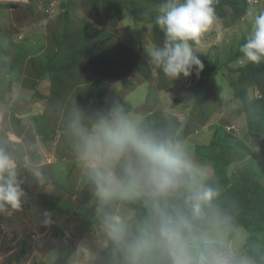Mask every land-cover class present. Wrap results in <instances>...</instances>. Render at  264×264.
<instances>
[{
    "label": "rangeland",
    "instance_id": "1",
    "mask_svg": "<svg viewBox=\"0 0 264 264\" xmlns=\"http://www.w3.org/2000/svg\"><path fill=\"white\" fill-rule=\"evenodd\" d=\"M230 1L214 0L218 22L194 46L204 64L199 79L166 90L145 53L163 41L154 22L162 0H0V146L18 158L28 193L19 212L0 216V264H121L105 243L94 186L69 132L75 109L91 117L106 97L139 122L154 116L156 130L182 144L219 192L223 241L264 264V125L251 128L242 104L247 93L264 110V64L237 63L252 18L236 17ZM258 1L253 16L264 12ZM25 165L39 169L44 184ZM109 211L131 233L149 213L138 198L116 200Z\"/></svg>",
    "mask_w": 264,
    "mask_h": 264
},
{
    "label": "clouds",
    "instance_id": "2",
    "mask_svg": "<svg viewBox=\"0 0 264 264\" xmlns=\"http://www.w3.org/2000/svg\"><path fill=\"white\" fill-rule=\"evenodd\" d=\"M213 5L214 0H162L154 22L163 41L145 49L147 63L172 81L199 79L204 64L194 46L218 22ZM248 15L251 27L237 63L259 65L264 63V12ZM69 132L94 186L105 243L119 251L121 264H253L223 241L227 217L214 207L219 192L196 172L179 141L141 124L114 97L96 105L91 117L75 109ZM19 163L0 146V216L19 212L27 200ZM25 167L44 184L39 169ZM129 198L142 199L149 209L135 233L109 211L114 201Z\"/></svg>",
    "mask_w": 264,
    "mask_h": 264
},
{
    "label": "trees",
    "instance_id": "3",
    "mask_svg": "<svg viewBox=\"0 0 264 264\" xmlns=\"http://www.w3.org/2000/svg\"><path fill=\"white\" fill-rule=\"evenodd\" d=\"M226 3H225V5H227V7H230L232 9V11L235 13L236 17H242L243 15L247 14L248 12H250L251 5H252L251 3L248 2V0H236V1H230L228 4H226ZM110 9L111 8L107 6L105 9H103V10H106V12L101 11L102 15L104 14L103 16H105V17L110 16L111 15ZM160 34H161V32H160L158 26H155V35L157 36V35H160ZM136 61H137V59L135 58V56H133V61L131 62L132 65L130 64L131 67H135L137 65L138 62H136ZM134 62H136V63H134ZM261 64L263 65L264 63H261ZM261 64H259L258 67L255 66V68L256 69L259 68V70H260L262 68ZM143 73H145L144 75L148 76V72H143ZM121 76L122 75H119L118 78L121 77ZM116 78H114V79H116ZM170 82H173V81L169 80V79H167L165 77V79L163 81V84H164L163 88L166 89V90H170L171 89L169 87V85H170L169 83ZM101 88H102V86H101ZM102 100H103L102 98L96 99V104L94 106H96L98 104H101L103 102ZM242 104H243L244 110L249 112L247 118H248V123L250 124V127L251 128H254L255 126L259 127V128L262 127L264 125V122H263L264 120H262L261 115H264V110L262 109L263 106H261V102L260 101L251 100L248 97L247 93H246V95H242ZM86 105L90 107V104H86ZM87 110L90 111L88 108H87ZM87 116H89V115L87 114ZM150 116L151 115L145 116V118L143 119L141 124H143V125H145V126H147L149 128H152V129L158 128L157 127L158 125L156 123L154 125V122H153L154 116H151V117Z\"/></svg>",
    "mask_w": 264,
    "mask_h": 264
},
{
    "label": "built area",
    "instance_id": "4",
    "mask_svg": "<svg viewBox=\"0 0 264 264\" xmlns=\"http://www.w3.org/2000/svg\"><path fill=\"white\" fill-rule=\"evenodd\" d=\"M249 3H251L252 5H256L259 3L258 0H248Z\"/></svg>",
    "mask_w": 264,
    "mask_h": 264
},
{
    "label": "crops",
    "instance_id": "5",
    "mask_svg": "<svg viewBox=\"0 0 264 264\" xmlns=\"http://www.w3.org/2000/svg\"><path fill=\"white\" fill-rule=\"evenodd\" d=\"M224 90H226L225 87H224ZM141 117H142V116H141ZM144 118H145V116H144ZM144 118H143V119H144ZM143 119H142V121H143ZM142 121H141V122H142ZM141 122H140V123H141Z\"/></svg>",
    "mask_w": 264,
    "mask_h": 264
},
{
    "label": "water",
    "instance_id": "6",
    "mask_svg": "<svg viewBox=\"0 0 264 264\" xmlns=\"http://www.w3.org/2000/svg\"><path fill=\"white\" fill-rule=\"evenodd\" d=\"M28 121H30V120H28Z\"/></svg>",
    "mask_w": 264,
    "mask_h": 264
}]
</instances>
